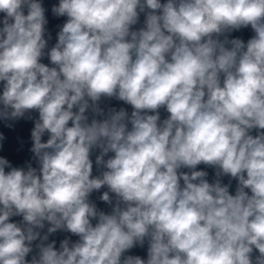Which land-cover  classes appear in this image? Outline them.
Segmentation results:
<instances>
[{
  "label": "clouds",
  "instance_id": "9594fccd",
  "mask_svg": "<svg viewBox=\"0 0 264 264\" xmlns=\"http://www.w3.org/2000/svg\"><path fill=\"white\" fill-rule=\"evenodd\" d=\"M51 13L49 47L42 0H0V151L33 122L31 160L0 155V264H264V0Z\"/></svg>",
  "mask_w": 264,
  "mask_h": 264
}]
</instances>
